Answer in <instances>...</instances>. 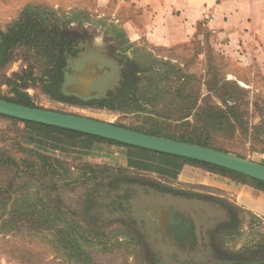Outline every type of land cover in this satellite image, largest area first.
Here are the masks:
<instances>
[{
	"label": "rangeland",
	"instance_id": "rangeland-1",
	"mask_svg": "<svg viewBox=\"0 0 264 264\" xmlns=\"http://www.w3.org/2000/svg\"><path fill=\"white\" fill-rule=\"evenodd\" d=\"M116 11L100 0H0V98L202 138L264 164V50L241 58L203 24L182 46H154L132 39ZM92 60L102 72L93 93L70 91ZM20 122L0 126V255L11 264H80L60 227L87 239L92 264H264V212L235 197L249 183L199 164L171 179L67 158L32 145ZM43 203L48 225L28 215Z\"/></svg>",
	"mask_w": 264,
	"mask_h": 264
},
{
	"label": "crops",
	"instance_id": "crops-1",
	"mask_svg": "<svg viewBox=\"0 0 264 264\" xmlns=\"http://www.w3.org/2000/svg\"><path fill=\"white\" fill-rule=\"evenodd\" d=\"M100 3H115L116 16L124 18L122 25L131 38H144L154 46H182L190 42L203 24L211 34L212 44L227 49L236 47L244 53L241 58L251 53L249 57L253 59V51L264 50V0H100ZM20 121L0 115V126L4 128L22 127ZM23 127L29 132L26 139L32 145L67 158L126 166L171 179L184 178L194 170L202 171L190 162L148 150L71 133L59 134L27 123ZM173 162L179 165L178 169L168 165ZM236 188L239 203L258 213L264 212V190L249 184ZM0 264L11 263L7 256L0 255Z\"/></svg>",
	"mask_w": 264,
	"mask_h": 264
},
{
	"label": "water",
	"instance_id": "water-1",
	"mask_svg": "<svg viewBox=\"0 0 264 264\" xmlns=\"http://www.w3.org/2000/svg\"><path fill=\"white\" fill-rule=\"evenodd\" d=\"M96 64L97 61L95 60L88 62L84 70L77 73V80L69 86V90L83 96L92 94V83L102 73L101 70H97L96 73H92L93 66ZM87 72L92 77L90 89H88V91H83L77 87V84L82 76ZM0 114L21 120L34 121L41 124L86 132L151 150L195 158L218 164L220 166L264 180L263 163L211 146L190 143L173 137L146 133L120 126L110 121H104L88 116L50 110L41 107H33L3 98H0Z\"/></svg>",
	"mask_w": 264,
	"mask_h": 264
},
{
	"label": "trees",
	"instance_id": "trees-1",
	"mask_svg": "<svg viewBox=\"0 0 264 264\" xmlns=\"http://www.w3.org/2000/svg\"><path fill=\"white\" fill-rule=\"evenodd\" d=\"M1 49H2V40L0 41V51H1ZM14 102L36 107L35 104L32 101H30L29 99H27V100H25L23 102L22 101H14ZM0 115H3V114H0ZM4 116L9 117V118H13V119H18V118H14V117L7 116V115H4ZM18 120H21V119H18ZM21 121H24V122H26L29 125H34V126L43 127V128H46V129H51V130H53V131H55V132H57L59 134L71 133V134H75V135H79V136H87V137H91V138H94V139L109 141V142H113V143H116V144H121V145L128 146V147H133V148H139V149H143V150L152 151V152L161 154L163 156H167V157H169V158H171L173 160L186 161V162H190L192 164H199V165L208 167L209 169L214 170V171H216L219 174H222L224 176H229V177H231L232 179H234L236 181L249 183V184L254 185L255 187H258V188L264 190V180L249 176L247 174H244V173L229 169V168L224 167V166H220L218 164L206 162V161L195 159V158L180 156V155H176V154H170V153H165V152H161V151L151 150V149H147V148H143V147H139V146L129 145V144H125L123 142H119V141H116V140H112V139H109V138H105V137H102V136H97V135H94V134H89V133L81 132V131H77V130L60 128V127H56V126L41 124V123L34 122V121H27V120H21ZM149 132H151L153 134H157V135L168 136V137L172 136V137H174L176 139H179V140H182V141H186V142H190V143H197V144H202V145H205V146H210L209 142L205 141L202 138H196V137H193V136H189V137H187V136H178V135H172L170 133H164V132H159V131H149ZM168 165L170 167L175 168V169L179 168V165L177 163L175 164L174 162L170 163ZM28 207L30 208V206H28ZM41 207H43L45 210L41 209L39 211V210H37L36 205H35L34 209L32 211L28 212V215H31L32 217L38 218V219H40V217H42L43 218V223L48 225L49 221H51V216H52L53 212L50 209V207L46 206L44 203L41 204ZM59 230L61 231L60 232L61 233V236H60L61 246L66 250L67 258L70 259V260H74L76 263H80V264H92L93 256L84 247V243H85V241H87V239H85L83 236H80V237L76 236L75 238L71 237V235H70V233L72 231L71 228L60 227ZM235 263H238V264H245L246 263L247 264V261L246 260L244 262L237 261Z\"/></svg>",
	"mask_w": 264,
	"mask_h": 264
},
{
	"label": "bare ground",
	"instance_id": "bare-ground-1",
	"mask_svg": "<svg viewBox=\"0 0 264 264\" xmlns=\"http://www.w3.org/2000/svg\"><path fill=\"white\" fill-rule=\"evenodd\" d=\"M91 79L92 77L90 76V74L88 72L85 73L77 84V87L80 90L88 91V89H90Z\"/></svg>",
	"mask_w": 264,
	"mask_h": 264
}]
</instances>
